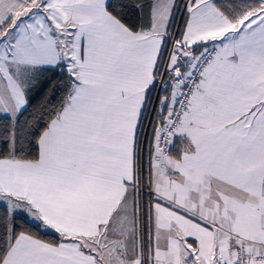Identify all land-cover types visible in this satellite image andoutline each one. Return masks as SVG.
<instances>
[{"label":"snow or ice","instance_id":"obj_1","mask_svg":"<svg viewBox=\"0 0 264 264\" xmlns=\"http://www.w3.org/2000/svg\"><path fill=\"white\" fill-rule=\"evenodd\" d=\"M0 264H264V0H0Z\"/></svg>","mask_w":264,"mask_h":264}]
</instances>
